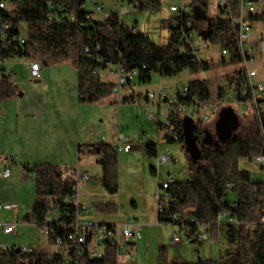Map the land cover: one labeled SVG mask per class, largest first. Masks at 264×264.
<instances>
[{
    "label": "trees",
    "instance_id": "obj_1",
    "mask_svg": "<svg viewBox=\"0 0 264 264\" xmlns=\"http://www.w3.org/2000/svg\"><path fill=\"white\" fill-rule=\"evenodd\" d=\"M3 1V0H2ZM8 12H0V23L9 26L6 41L0 42V59L8 61L15 58H36L43 65L69 64L77 72V100L82 105L98 104L114 93L115 85L102 82L100 72L110 66H119L125 75L138 73L140 81L151 82L154 74L171 78L183 71L192 74L207 72L211 62H197L194 57L181 55L175 48L174 35L167 45L159 46L152 40L136 32L120 21L117 13L112 12L104 20L88 17L81 8L86 0H4ZM134 0H122L131 3ZM142 11L146 8L157 9L159 0H137ZM193 7L206 15L210 0H191ZM233 1V0H231ZM256 3L259 0H253ZM50 3L54 9H50ZM124 5V4H123ZM61 9H63L61 11ZM237 12V10L235 11ZM222 16L224 15L221 13ZM251 23H264V12L249 16ZM202 20H197L195 28L205 40L228 50L231 61L223 58V64L239 63L234 42V32L230 21L221 17L211 21L207 32L200 28ZM137 25V23H136ZM25 39L21 45L20 39ZM97 59L101 62L98 63ZM6 71V68L3 67ZM0 87V99L10 98L17 93L16 86L9 83L5 76ZM245 75L240 70L225 77L223 86L218 89L219 98L227 90L237 93L243 91ZM131 83V82H130ZM188 96L176 95L174 107L179 103H210L212 95L208 80L191 81L187 86ZM242 100V99H241ZM241 102L247 103L245 99ZM125 104H134V97L124 99ZM184 115L172 113L167 124L159 123L161 129H172L178 139L164 137L165 145H184ZM241 119L233 126L223 143L202 148L200 158L190 162L189 177L175 183L167 190L168 207L164 213L158 210L160 224L178 225L185 229L188 238L198 242L199 228L205 227L213 235L225 234L227 242L234 246L217 260L199 259L184 264H264V183H253L251 175L239 168L241 160L253 161L264 153V137L256 124L250 135L236 132L244 124ZM202 123L194 120L195 135L199 141L203 135ZM149 158L159 155V146L146 147ZM79 156H95L102 168V185L107 193L116 195L118 152L111 145H81ZM35 178L36 202L31 215L25 220L43 228L51 204L71 196L74 182L64 177L63 171L55 164H38L25 169ZM151 173L157 176L156 167ZM231 186V190L227 187ZM229 191L235 193V202L226 200ZM60 210H64L63 207ZM96 210L106 215L116 212L115 205H99ZM226 214L235 217L239 224L226 221L217 223V217ZM175 215L179 220H173ZM69 218L66 219L68 222ZM58 254L22 255L18 248L0 249V264H59ZM79 264H116L113 250L107 252L103 260L83 259Z\"/></svg>",
    "mask_w": 264,
    "mask_h": 264
},
{
    "label": "rangeland",
    "instance_id": "obj_2",
    "mask_svg": "<svg viewBox=\"0 0 264 264\" xmlns=\"http://www.w3.org/2000/svg\"><path fill=\"white\" fill-rule=\"evenodd\" d=\"M211 2L216 3L215 0ZM107 4L109 8L103 13L95 15V19L104 20L111 11L119 12L117 9V5H121L119 0ZM256 9L258 13L264 12V0L257 2ZM199 15L200 20H202L200 28L203 32H207L211 21L215 20L218 12L214 7L208 9L207 15L200 10ZM171 16L167 3H162L157 9L146 8L140 13L132 15L129 14L126 7L121 10L123 23L130 27H136L138 34L149 37L152 42L159 46L167 45L170 40ZM253 30L254 37L258 38L260 31L264 30V23H257ZM201 34L196 32L194 36L202 44L204 57L211 62L209 71L199 74L183 71L180 75L171 78L154 74L149 83L141 82L137 73L131 83L122 86L120 93L106 99L103 104H100L101 106H94L95 108L86 106L85 109H94L95 113L94 110L91 112L96 115L92 113V124L79 138L81 145H117L121 136L129 139L132 143L133 150L131 152L118 151L116 179L118 193L116 195L107 193L103 188L102 168L97 163L98 158L91 155L78 156V145H74V140L77 138L76 127L57 128L51 119L56 116L57 100L55 98L62 94L65 98L64 101L69 100L72 94L74 95L77 91L75 68L69 64L46 66L41 63L42 81L35 83L30 77L28 58H15L5 62L6 69L12 73L17 82V94L10 98L0 99V105L4 106L8 101H12L10 111L24 115L34 104L44 105L47 114L46 121L36 117L31 120L20 118L23 129L19 133L16 132L18 141L13 140V142L9 141L0 145V204L15 205L20 210L17 218L13 212H0V249L26 248L33 249L35 253L46 255H54L60 252L58 246L49 242L42 228L25 220L33 211L36 202V189L33 173L25 172L27 175L25 177L22 174L25 168L55 161L61 162L62 165L60 166L63 173L71 170V168H76L79 163L81 165L80 173L86 172L90 176V181L80 187V200L81 204L89 209L91 220L97 223L124 224L135 218L139 224L143 225L142 239L137 241L136 251L133 254L137 264H184L194 263L199 259L217 260L225 252L234 249V246L227 242L224 233L213 235L208 230L206 231L205 227H200L199 231H205L209 236V241L191 243L185 229H181L178 225L160 224L158 222L157 196L162 195L163 190L159 188L158 177L151 173V168L156 167V160L149 158L146 152V147L150 144H157L161 151L169 150L177 163L162 168L160 181L166 180L165 175L167 173L180 179V181H184L190 175L189 163L200 158L202 148L223 143L238 119H241L244 127H240L236 132H244L250 135L255 131L256 119L252 106L249 104L240 106L218 105L219 87L223 86L225 77L240 70L241 66L239 63L223 64L221 48L205 40ZM256 56L251 67L258 70L259 78L264 85V53L261 54L257 50ZM115 69L114 66H110L102 70L100 72L102 82L116 85L119 75L117 72H113ZM46 76L49 77L47 80L45 79ZM122 76L125 74L122 73ZM195 80H208L212 99L204 108V112L214 113L210 121L202 126L203 135L199 141L195 135L193 118L185 115L184 145L163 146L162 142L166 136V130L161 129L159 123L151 119L149 115L152 113L158 116L160 123L164 124L170 111V105L162 104L158 110L160 100L147 101L146 98L149 94L158 93L160 89H167L172 91L170 101L175 104L176 91H182L191 81ZM40 87H44V89L42 90ZM45 88L49 91L47 92ZM57 88H60L59 91H56ZM119 97L121 100L118 102ZM131 97L136 99V103L122 107L124 99ZM242 113L245 115L243 116ZM45 124H47L46 128L44 127ZM31 125L33 128L27 130L26 126ZM32 130L35 131L34 135L28 133ZM52 138L58 139L55 145L50 142ZM60 139L64 142L62 151H60ZM115 139H117L116 142ZM58 149L62 154L56 157L53 153ZM10 158L14 160V164L11 166H9ZM239 168L251 175L253 183H264V170L255 160L243 159L239 163ZM6 169L11 171V177L8 179L1 175L2 171ZM236 199L235 193L229 191L226 200L235 202ZM99 205H115L116 212L112 215L100 213L96 210V206ZM6 225H13L15 232L10 235L3 234L2 228ZM175 233L181 238L179 244L176 245L172 243Z\"/></svg>",
    "mask_w": 264,
    "mask_h": 264
},
{
    "label": "built area",
    "instance_id": "obj_3",
    "mask_svg": "<svg viewBox=\"0 0 264 264\" xmlns=\"http://www.w3.org/2000/svg\"><path fill=\"white\" fill-rule=\"evenodd\" d=\"M210 0L209 9L216 8L218 15L215 19L224 17L227 18L233 28L234 42L236 51L239 56V64L241 66L240 71L244 73L245 80L243 83V91L237 93L234 90H227L223 93L222 97L218 96L219 106H240L244 103L243 99L253 108V114L255 121L261 135L264 137V85L259 78V72L257 69L251 67V64L256 60V51L261 54L264 53V30H261L258 38L253 35V29L257 23H251L249 16L257 14L256 2L253 0H215L216 3H212ZM108 2H116V0H86L82 5V10L88 12V17H94L100 13L106 11ZM160 5L162 3L169 4V11L171 13V27L170 31L174 35L175 48L181 55H187L194 57L197 62L206 60L202 53V44L198 42L194 36L198 30L195 28L196 18L195 10L191 0H159ZM50 9H54V4L50 3ZM123 7L128 9L130 15L137 14L142 11L140 3L134 0L131 3L124 2V5H117L119 12H115L121 19V10ZM63 9H61L62 11ZM203 10V9H202ZM201 10V11H202ZM237 10V12H235ZM0 12H8L7 4L3 0H0ZM109 13V14H110ZM223 13L224 15L222 16ZM9 26L0 23V42L6 41L8 37ZM199 33V32H198ZM21 45L25 44V39H20ZM259 49H257L258 47ZM222 58L227 62L231 61V56L228 50H221ZM5 62L0 59V87L5 76H9V83L17 87V82L12 76V73L5 67ZM100 63L101 60L97 59ZM28 68L30 77L34 81H40L42 79V66L41 63L32 58H28ZM118 82L114 87V93H120L122 86L132 82L136 73L122 76V70L118 66ZM172 91L167 89H160L158 93H152L147 96V101L159 99L162 104H169L170 111L167 114V120L164 124L168 123V117L172 113H178L192 117L193 120H199L206 124L210 121L214 112H204V108L209 104H200L197 100H194L195 104L179 103L176 107L170 101V94ZM179 93L181 97L188 96L187 87L182 91L177 90L175 97ZM242 99V100H241ZM243 116L245 115L242 113ZM164 116V115H163ZM149 117L155 122L160 123L159 117L150 114ZM3 123L1 108H0V125ZM166 135L170 136L173 140L178 139V135L170 128L166 129ZM131 141L121 136L118 139V144L113 145V150L116 152L132 151ZM256 163L264 170V153L257 156ZM177 161L172 156L169 150H165L159 153L156 158V173L159 180V188L163 190V194L157 196L158 210L164 213L168 207L169 199L167 190L175 183V178L170 173H167L166 180L161 182V170L168 165L175 164ZM14 164L12 158L9 159V166ZM64 177L71 179L74 182L73 194L67 196L51 204V208L46 216V222L43 226L44 234L49 242L54 243L60 248L58 255L61 256L59 264H79L83 259L88 260H103L109 250H113L116 264H137L135 257L133 256L136 251L137 241L142 239L143 225L139 224L138 220L133 218L128 220L124 224L116 223H97L91 220L89 217V209L81 204L80 200V187L82 184L90 181V176L87 173H80V168L76 167L69 172L63 173ZM1 175L4 178L11 177L10 169L2 171ZM231 190V186L227 187ZM63 207L64 210H60ZM13 212L15 217H18L20 210L15 205H1L0 212ZM69 218L68 222L66 219ZM179 216L175 215L173 220H179ZM228 220L229 223L238 225L239 221L235 217L227 218L226 214H220L217 217V223L221 224L223 221ZM15 232L13 225H6L2 228V233L10 235ZM198 240L200 242L209 241V236L205 231L198 234ZM181 241L180 236L175 233L172 239L173 244H179ZM18 252L22 255H37L42 253H35L33 249H18Z\"/></svg>",
    "mask_w": 264,
    "mask_h": 264
},
{
    "label": "crops",
    "instance_id": "obj_4",
    "mask_svg": "<svg viewBox=\"0 0 264 264\" xmlns=\"http://www.w3.org/2000/svg\"><path fill=\"white\" fill-rule=\"evenodd\" d=\"M114 67L116 69L113 72L119 73L118 66H114ZM48 78L49 77H47V76L45 77L46 80ZM41 81L42 80H40L39 83H41ZM40 89L43 90L44 87H40ZM45 89H47V88H45ZM59 89L57 88L56 91H59ZM48 91L49 90L47 89V92ZM55 99L57 100V102H56L57 105L55 106L57 108L55 110L56 116H53L51 118L53 120V125H55L57 128L58 127H67V126L76 127L78 139L76 138V140H74V145L75 146L78 145V149H79V147L81 146L79 138L83 135L85 130H87L90 127V124H92L91 123L92 122L91 117L93 116L92 113L93 112L95 113L94 109H85L86 106H88L90 108H95L94 106H98V105L101 106L100 104H103V102L105 100L98 103V104H94V105H82L77 100V91L74 95L72 94V96L70 97L69 100L64 101L65 98L62 94H60V97H57ZM120 100H121V98L119 97L118 102ZM53 102H55V101H53ZM12 104H13L12 101H10V102L8 101V103H6V105H4V106L0 105L2 118H3V123L0 125V145L5 144L6 142H9V141L13 142V140L15 142L18 141V138L16 137V132L19 133V131L23 129V126L20 123V122H22V121H20V118H26L27 120H31L33 118L35 119V117H36L38 119L43 118V120L46 121L47 109L44 105L41 106L38 104H36V105L34 104L33 107L30 110H28L24 115V114H21V113L19 114L16 112L12 113V111H10ZM125 105H127V104L123 103L122 107H124ZM39 106H41L42 108ZM148 106H150V105L148 104ZM102 108H104V107H102ZM160 108H161V103H159V105H158V110H160ZM92 110H94V111L91 112ZM94 115H96V114H94ZM73 123H74V125H72ZM193 123H194V120H193ZM46 126H47V124H45L44 127L46 128ZM26 128H27V130H31L33 128V125L26 126ZM28 133L29 134L31 133V135H34L35 131L32 130V131H29ZM36 133H37V129H36ZM26 134H27V131H26ZM116 140L117 139H115V142H116ZM57 141H58V139L52 138L50 142L55 145L57 143ZM60 143H61V150L60 151H62V149H64V142H62L60 139ZM88 145H96V144H88ZM113 145H115V144H113ZM113 145H111V146H113ZM162 145L166 146L164 141L162 142ZM59 149H58V151L56 150L55 153H53L54 156L57 157V155L62 154L59 151ZM132 150H133V148H132ZM161 152H163V151L159 150V153H161ZM78 156H79V154H78ZM60 163L61 162L55 161V162H52L50 164H55V165L59 166L61 169L60 165H62V164H60ZM29 167H31V166H29ZM76 167L81 168V165L78 163V165ZM25 169H24V172L22 173L24 177L27 176L25 172H27L28 174L30 173V172L26 171ZM28 169H30V168H28ZM72 169L73 168H71V170ZM71 170H69V171H71ZM69 171H67V172H69ZM64 173H66V171H64Z\"/></svg>",
    "mask_w": 264,
    "mask_h": 264
},
{
    "label": "water",
    "instance_id": "obj_5",
    "mask_svg": "<svg viewBox=\"0 0 264 264\" xmlns=\"http://www.w3.org/2000/svg\"><path fill=\"white\" fill-rule=\"evenodd\" d=\"M194 10H195V18L197 19V20H200L201 18H200V15H199V13H200V10H197L196 8H194ZM204 37V39H206L205 38V36H203ZM35 83H39V81H35ZM191 243H194L193 241H190Z\"/></svg>",
    "mask_w": 264,
    "mask_h": 264
},
{
    "label": "bare ground",
    "instance_id": "obj_6",
    "mask_svg": "<svg viewBox=\"0 0 264 264\" xmlns=\"http://www.w3.org/2000/svg\"><path fill=\"white\" fill-rule=\"evenodd\" d=\"M119 1H120V4H121V5H123V4H124V2L122 3V0H119Z\"/></svg>",
    "mask_w": 264,
    "mask_h": 264
}]
</instances>
